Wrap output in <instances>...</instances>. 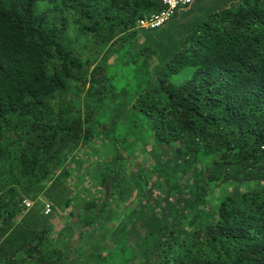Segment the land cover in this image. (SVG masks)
<instances>
[{"label": "trees", "instance_id": "16d2710c", "mask_svg": "<svg viewBox=\"0 0 264 264\" xmlns=\"http://www.w3.org/2000/svg\"><path fill=\"white\" fill-rule=\"evenodd\" d=\"M166 8L0 0V264H264V0ZM96 130L110 230L66 179Z\"/></svg>", "mask_w": 264, "mask_h": 264}, {"label": "rangeland", "instance_id": "374dc122", "mask_svg": "<svg viewBox=\"0 0 264 264\" xmlns=\"http://www.w3.org/2000/svg\"><path fill=\"white\" fill-rule=\"evenodd\" d=\"M95 134L96 137L93 141L78 147L73 154L68 156L66 179L72 189L71 204L81 206L86 201H94L95 206L92 213L95 212L96 218L99 220H104L106 229L110 230L122 215V205L115 201L116 197L111 193L110 188L100 184L97 162L111 155L112 148L108 146L98 130L95 131ZM67 212L68 208L59 209L51 222L67 223Z\"/></svg>", "mask_w": 264, "mask_h": 264}, {"label": "built area", "instance_id": "2783aa9c", "mask_svg": "<svg viewBox=\"0 0 264 264\" xmlns=\"http://www.w3.org/2000/svg\"><path fill=\"white\" fill-rule=\"evenodd\" d=\"M164 3L167 4V8L161 12L153 13L148 17L140 19L139 25L145 27H158L163 25L169 16L172 14L174 9L179 6H186L192 2V0H163ZM26 207H30L32 205V201L25 200L24 201ZM50 211V207L47 203L44 204V213L47 214Z\"/></svg>", "mask_w": 264, "mask_h": 264}]
</instances>
